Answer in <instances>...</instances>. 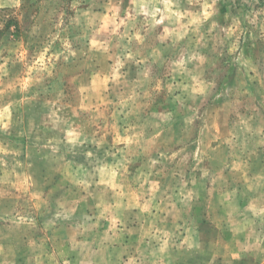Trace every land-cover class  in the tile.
<instances>
[{
    "label": "rangeland",
    "instance_id": "rangeland-1",
    "mask_svg": "<svg viewBox=\"0 0 264 264\" xmlns=\"http://www.w3.org/2000/svg\"><path fill=\"white\" fill-rule=\"evenodd\" d=\"M0 264H264V0H0Z\"/></svg>",
    "mask_w": 264,
    "mask_h": 264
}]
</instances>
